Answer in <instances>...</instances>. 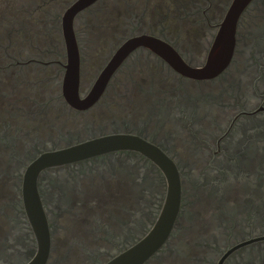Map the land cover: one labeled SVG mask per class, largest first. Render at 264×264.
I'll list each match as a JSON object with an SVG mask.
<instances>
[{
	"label": "flooded vegetation",
	"instance_id": "flooded-vegetation-1",
	"mask_svg": "<svg viewBox=\"0 0 264 264\" xmlns=\"http://www.w3.org/2000/svg\"><path fill=\"white\" fill-rule=\"evenodd\" d=\"M76 1L0 0V264H108L154 230L168 178L146 152L36 166L108 135L151 144L177 176L171 225L139 264H264V0L240 13L229 62L214 76L185 75L138 46L89 105L130 37L152 36L189 67L205 66L231 0H94L73 17L71 95L61 19ZM94 56L99 68L86 76Z\"/></svg>",
	"mask_w": 264,
	"mask_h": 264
},
{
	"label": "water",
	"instance_id": "water-1",
	"mask_svg": "<svg viewBox=\"0 0 264 264\" xmlns=\"http://www.w3.org/2000/svg\"><path fill=\"white\" fill-rule=\"evenodd\" d=\"M93 1L94 0H77L64 12L61 19V27L67 48V65L64 77L65 92L67 94L71 93V95H75L79 77V56L73 33V17L76 12L83 9ZM250 1L251 0H231V3L226 11V15L215 36L207 63L201 68L189 67L179 58V56H177L168 44L157 40L152 36L142 34L128 38L121 44L110 61L101 71L88 97L85 101H83V104H91V102H93L101 94L111 73L117 68L126 54L138 46H147L154 49L175 69L185 75L198 78L214 76L229 62L234 45V34L237 19ZM68 98L73 100L74 96ZM119 148H135L146 152L154 159L155 162L165 168L168 178V193L165 207L154 230H152L150 234L143 239V241L129 249L128 252L108 263L139 264L160 244L161 240L165 236V232L168 231L171 225L173 212L175 211L178 203L177 176L171 165L163 160L162 154L157 148L141 139L129 135H108L86 141L79 145L65 148L54 153L42 155L36 161V166L40 168L45 165L70 162Z\"/></svg>",
	"mask_w": 264,
	"mask_h": 264
},
{
	"label": "rangeland",
	"instance_id": "rangeland-1",
	"mask_svg": "<svg viewBox=\"0 0 264 264\" xmlns=\"http://www.w3.org/2000/svg\"><path fill=\"white\" fill-rule=\"evenodd\" d=\"M22 1H24V2H27V1H29V0H22ZM31 4V3H30ZM29 4V5H30ZM32 6V5H31ZM29 7V6H28ZM24 8L25 9H23V11H22V14H23V16L25 17L26 15H27V12H28V10L26 9V6H24ZM46 9H47V7H46ZM62 10H63V7H61V3H59L58 5H56L55 6V11L56 12H62ZM39 14V17L41 18L42 17V14L41 13H38ZM51 19H54V18H52L51 17ZM48 21H51V20H48ZM32 22L35 24V20H32ZM29 23L31 24V22L29 21ZM107 27H109V26H107ZM39 36H41V35H39ZM48 36V35H47ZM46 36V37H47ZM53 36L54 37H57V34H53ZM103 38V39H102ZM41 39V37H39V40ZM108 39H106V37L104 36V37H100V39L98 40V43L99 44H102V45H105L106 43H108V41H107ZM93 58H95V59H93L92 60V62L91 63H89V65H87L86 64V66H85V72H86V76H92L93 74H95L96 72H97V70H98V66L97 65H99V63H98V61H97V59L98 58H96V56H94Z\"/></svg>",
	"mask_w": 264,
	"mask_h": 264
}]
</instances>
